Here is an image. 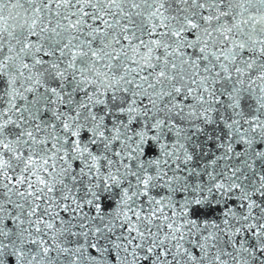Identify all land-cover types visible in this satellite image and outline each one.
<instances>
[{
	"label": "snow or ice",
	"instance_id": "6c2138e0",
	"mask_svg": "<svg viewBox=\"0 0 264 264\" xmlns=\"http://www.w3.org/2000/svg\"><path fill=\"white\" fill-rule=\"evenodd\" d=\"M0 264H264V0H0Z\"/></svg>",
	"mask_w": 264,
	"mask_h": 264
}]
</instances>
